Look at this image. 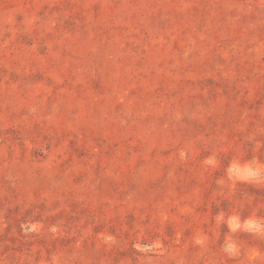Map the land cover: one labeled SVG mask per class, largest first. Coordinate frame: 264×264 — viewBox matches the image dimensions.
I'll return each mask as SVG.
<instances>
[{"label":"rangeland","instance_id":"374dc122","mask_svg":"<svg viewBox=\"0 0 264 264\" xmlns=\"http://www.w3.org/2000/svg\"><path fill=\"white\" fill-rule=\"evenodd\" d=\"M0 264H264V0H0Z\"/></svg>","mask_w":264,"mask_h":264}]
</instances>
